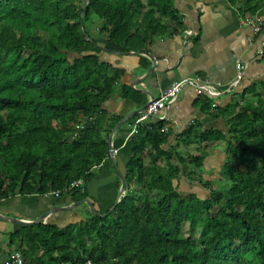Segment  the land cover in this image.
Returning a JSON list of instances; mask_svg holds the SVG:
<instances>
[{
  "label": "trees",
  "instance_id": "16d2710c",
  "mask_svg": "<svg viewBox=\"0 0 264 264\" xmlns=\"http://www.w3.org/2000/svg\"><path fill=\"white\" fill-rule=\"evenodd\" d=\"M175 1L90 0L86 33L102 21L107 49L141 52L168 33L163 19L179 33ZM229 2L243 20L259 19L264 34V0ZM85 5L0 0V199L61 192L77 203L89 199V185L111 162L108 139L117 120L100 128L91 119L104 114L122 72H102V51L81 30ZM248 96L256 104L243 105ZM200 103L213 108L208 95ZM222 116L228 135L191 128L179 136L184 147L198 145L197 157L165 149L171 135L164 122L139 127L127 189L113 212L106 218L90 212L64 230L23 227L11 244L21 241L24 261L42 252L37 264H264V94L250 86ZM221 143L227 187L208 185L204 200L180 194L174 182L183 174L202 183L204 160ZM79 180L84 185L68 191Z\"/></svg>",
  "mask_w": 264,
  "mask_h": 264
},
{
  "label": "crops",
  "instance_id": "0c3cea01",
  "mask_svg": "<svg viewBox=\"0 0 264 264\" xmlns=\"http://www.w3.org/2000/svg\"><path fill=\"white\" fill-rule=\"evenodd\" d=\"M175 8L182 25L179 33H173L170 19H163L168 33L154 38L143 51L115 52L117 55L102 51L100 55V63L104 66L102 72L110 75L117 71L122 73L116 92L103 105L104 114L91 121L100 128H106L111 120H117L110 135L113 134L117 151L116 166L123 175L127 174L132 157L130 143L139 127H152L164 122L171 135L165 149L176 147L184 156L197 157L201 155L198 145L184 147L178 140L179 136L191 128L200 133L220 131L228 135L227 119L222 112L232 105L236 95L252 85H257L259 92L264 94V34L257 33L255 25L243 20L229 0H176ZM102 28L103 22L97 20L87 34L97 48H106L107 37L102 34ZM239 74L243 75L241 80ZM177 83H188L179 99L157 117L145 118L139 124L143 114L139 112ZM201 87L208 91H199ZM203 95L211 97V110L202 108L200 99ZM251 101L248 96L243 105ZM253 103L256 104V100ZM209 152L201 171L202 183L189 182L183 174L174 182L183 196L195 195L204 200L209 197L211 184L216 187L223 184L222 171L228 159L226 145H215ZM145 165H149L148 157ZM97 175L89 185V199L105 215L114 206L121 182L112 159L103 165ZM75 203L69 195L18 194L0 199V216L33 222L51 209ZM90 212L83 205L69 212L54 213L42 225L64 230L87 219ZM3 218H0V264H5L12 252L21 253L18 248L21 241L11 244V236L23 228ZM41 257L42 252H39L36 258H28L25 262L37 264V259Z\"/></svg>",
  "mask_w": 264,
  "mask_h": 264
},
{
  "label": "water",
  "instance_id": "95a60500",
  "mask_svg": "<svg viewBox=\"0 0 264 264\" xmlns=\"http://www.w3.org/2000/svg\"><path fill=\"white\" fill-rule=\"evenodd\" d=\"M84 1H85L86 5H85L84 10H83L82 15H81V30H82L84 38L87 41H90L89 36L86 33L84 19H83L85 13L88 11V9L90 7V0H84ZM99 49L101 51L107 53V54H116L117 55V53H115V52H113V51H111V50H109L107 48L99 47ZM148 106H149V103L139 112V114L144 113ZM119 126H121V125H119ZM118 127H116V129ZM108 147H109V151H110V154H111V159H112L113 165L116 167L117 178L121 182L120 188H119V190L117 192L116 201L114 203L113 208L110 211V213H111V212H113L116 209V207L120 203V200H121L122 196L125 194L126 189H127V181H126L125 175H123L122 172L116 166V154H117V151H116V148H115V146L113 144V134L110 135V137L108 139ZM83 205H86L96 217H99V218H106L107 217V214L103 215L95 208V206L93 205V203H92V201L90 199H85V200L77 202V203H75L74 205H71V206L51 209L44 216H42L41 219H39L37 221H33V222L23 221L21 219L9 220V219L3 218L2 216H0V218H3L7 222H11V223L23 226V227H31V226L42 224V222L46 221L54 213L69 212V211L75 210L76 208H78L80 206H83Z\"/></svg>",
  "mask_w": 264,
  "mask_h": 264
},
{
  "label": "built area",
  "instance_id": "2783aa9c",
  "mask_svg": "<svg viewBox=\"0 0 264 264\" xmlns=\"http://www.w3.org/2000/svg\"><path fill=\"white\" fill-rule=\"evenodd\" d=\"M246 22H248L250 25L256 26V32L260 33L261 31V25L259 19H247ZM239 80L243 78L242 74H239ZM188 83H177L174 84L166 93L161 95L158 99L153 100L149 106L146 108L145 112L141 115V117L138 120L139 124H142L144 122L145 118L153 119L157 117V115L161 111L167 110L171 105H173L180 97L184 87ZM192 86H194L192 83H189ZM199 91L201 92H207L208 90L201 87L199 88ZM209 94V93H208ZM216 95V93H213ZM211 95V92H210ZM151 128V127H150ZM138 131V130H137ZM165 132H168V130L165 128ZM84 185L83 180H79L74 182L68 189V191L72 190L73 188H78ZM61 192L55 193L56 197L61 196ZM5 264H26L23 256L20 252H12L9 257L7 258Z\"/></svg>",
  "mask_w": 264,
  "mask_h": 264
},
{
  "label": "rangeland",
  "instance_id": "374dc122",
  "mask_svg": "<svg viewBox=\"0 0 264 264\" xmlns=\"http://www.w3.org/2000/svg\"><path fill=\"white\" fill-rule=\"evenodd\" d=\"M44 38H45V36H44ZM222 182H223V184L221 186H218V187H216L213 184H211L212 189H214V190H223V189H225L227 187V185H226L227 184V181L226 180L225 181L223 180ZM209 195H210V192H209ZM186 229H188V227Z\"/></svg>",
  "mask_w": 264,
  "mask_h": 264
}]
</instances>
